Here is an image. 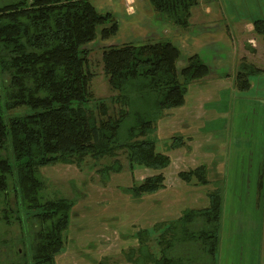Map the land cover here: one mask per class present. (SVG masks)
<instances>
[{
    "label": "trees",
    "instance_id": "trees-1",
    "mask_svg": "<svg viewBox=\"0 0 264 264\" xmlns=\"http://www.w3.org/2000/svg\"><path fill=\"white\" fill-rule=\"evenodd\" d=\"M148 1L155 19L180 29L191 26L192 8L199 2ZM120 23L116 12L100 11L93 0L0 4V234L7 236L0 264H56L66 243L73 203L45 195L41 168L47 165L112 157L121 170L123 150L132 169L157 170L133 184L137 196L165 186L164 169L172 159L157 150V121L185 104L190 85L208 76L210 67L198 53L179 67L182 49L171 37L111 44L102 55L104 73L116 91L111 110L110 102L96 100L91 89L86 45L115 36ZM254 28L264 38V19H256ZM258 69L243 58L237 87L249 88L250 75ZM24 107L23 113H9ZM182 143L184 138L174 135L170 148ZM261 171L264 181V166ZM208 174L206 164L179 171L183 180L196 177L199 184L210 181ZM208 198L206 206L186 208L177 219L135 232L138 244L130 248L129 259L135 264H217L224 196L215 188ZM153 235L157 248L149 244Z\"/></svg>",
    "mask_w": 264,
    "mask_h": 264
},
{
    "label": "rangeland",
    "instance_id": "rangeland-1",
    "mask_svg": "<svg viewBox=\"0 0 264 264\" xmlns=\"http://www.w3.org/2000/svg\"><path fill=\"white\" fill-rule=\"evenodd\" d=\"M7 1L11 0H0V4ZM135 1L93 0L100 11L116 10L120 13V21L123 22L122 30L116 37H111L107 40L98 37L86 45L90 50L89 69L93 72L91 89L96 100L105 99L110 102L111 110L116 108V104H112L110 101L111 96L116 91L111 87L108 77L104 73L103 50L111 44L138 43L158 38L169 31V28L162 27L165 30L161 28V24L168 21L162 18L155 19L153 17V19L151 12H149L150 7L148 5L145 6V4L143 6L140 3L136 4ZM246 1L242 0L239 5L231 6L236 10V12L234 10V14H251L253 17H262L256 11L257 7L248 5ZM197 29L201 28L197 27ZM206 39L209 40L210 38ZM176 41L180 44L179 39H176ZM187 46L188 44H185V47ZM178 65L182 67L184 60H181ZM203 79L198 80L199 85L203 84V82H200ZM250 79L252 82L250 89H238V93L233 95L230 105L231 109L225 118L227 124L224 118L220 116L212 122L214 125L212 128L213 133L219 136V139H221L220 136L224 137L228 134V139L230 140L232 135L231 128H234L239 123L245 125L248 122L247 118H253L258 128L261 127V119L253 115L250 110L241 109V106L236 101L239 100L249 104L250 107H259L257 96L264 85L260 83L256 74L250 75ZM193 87L192 84L190 91ZM203 102L204 99L201 98L199 104L193 106V109H187L185 113L190 114L191 111L193 113L200 111L203 107ZM224 104L225 101L218 102L216 105L220 107ZM91 105L95 107V102H91ZM26 110L27 108L25 107L17 108L9 111V113H23ZM207 116H213V114H207ZM213 119L203 118L202 121L205 123ZM244 125H240L237 130L233 129V136H246L242 130ZM176 127L177 122L174 120L171 122L172 129L168 128L167 131H171ZM246 128L249 131V135L256 134V128L253 129L254 133L250 132L251 129L249 127ZM153 137L156 139L157 150L170 152L172 160L175 157L168 169L164 170L166 176L165 186L155 193L136 195L132 189L133 184L142 181L144 177L153 174L157 170L144 165H137L132 169L127 153L123 150H120L118 154V160L122 164L121 170H118L119 163L115 161V158L104 157L95 159L91 156H87L81 162H57L41 168V175L46 180L45 195L48 197H66L73 203L71 211L72 224L68 231L66 243L62 251L56 256V264H135L129 259L127 254H129L128 252L132 246L138 244V237L134 233L139 229L149 228L156 222L167 220L164 218L169 216L176 217L179 213L182 214L186 208L204 206L205 203H209L206 190L220 189L225 202V198H228L226 188L230 187L231 184H240L239 192L244 189L242 173L241 181L237 180V175L234 174V178L232 177L233 179L230 182L224 165L218 167L212 165V170H217L219 173L215 174L213 171L210 174L209 172L207 177L210 181L206 184H199L196 177L190 182L183 180L179 176L178 170L191 169L193 165H196V161L192 158L193 156L188 155V150L184 148L179 149L178 153L173 151L170 148L172 139L167 138L166 133L162 134L156 131ZM227 152L228 148L226 154ZM184 154L188 159L184 157ZM208 156L210 155L206 154L207 158H209ZM228 166L230 165L228 164ZM223 170L224 172H222ZM9 193L8 198H12V202H14L13 194ZM230 199L233 201L238 200L235 196H231ZM260 200L262 206L261 210H256L257 213L252 214L251 211L249 213L234 212L233 207L230 208V213L233 218H240V223H244V226L247 225L252 230L251 232L254 236L250 238V241L254 242L251 245L255 251L253 256L259 260L258 264H264V196L262 197L261 195ZM225 211L226 207H224L222 217L221 239L224 237ZM32 228H34L33 221L28 224L29 238L33 234ZM5 234H0V257L5 256L7 253V246L2 243L7 237ZM235 240L232 239L230 242L232 243ZM149 244L155 248L158 247L155 235L149 239ZM3 250H5L4 253H2ZM223 256L226 257L223 254V259ZM217 261V264H222L220 263L221 260L219 261V254Z\"/></svg>",
    "mask_w": 264,
    "mask_h": 264
},
{
    "label": "crops",
    "instance_id": "crops-1",
    "mask_svg": "<svg viewBox=\"0 0 264 264\" xmlns=\"http://www.w3.org/2000/svg\"><path fill=\"white\" fill-rule=\"evenodd\" d=\"M241 1L199 0L198 4L192 8L191 26L189 28L180 29L169 22L163 23L161 28H169V31L162 34L161 37L154 38L171 37L175 42H177L176 39H179L180 44L179 42L177 43L183 53V57L179 62L184 60L185 65L188 56L198 53L210 67L209 75L203 81H200L203 82L202 85H199L198 81H194L192 83L194 87L191 91L192 84L190 85L185 104L167 110L159 118L156 131L162 134L166 133L167 138L172 139L174 135H180L184 138L182 145L171 149L177 153L181 148L187 149L188 155H192V158L196 161V165H193L192 168L200 164H206L210 174L213 171L217 174L219 172L212 170V165L217 167L224 165L230 182L234 178V174L237 175V180L241 181L242 173L244 179V189L240 190V192V184L235 185L229 182L231 186L226 188L228 198L225 196V202H223V213L224 207H226L223 227L224 237L220 241L221 245L218 252L219 261L221 260L220 263L222 264H258L259 260L253 256L255 251L251 247L254 244L253 241H250V238L254 236L252 235V230L247 225L244 226V223H240V218H233L230 208L233 207L234 212L249 213L251 211L252 214L257 213L256 210H261L262 206L260 197L261 195L262 197L264 196V181L261 171L264 166V87L257 96L258 108L250 107L249 104L236 100L241 109L250 110L253 115L261 119V127L258 128L253 118H247L248 122L245 125L239 123L234 128H231L232 135L230 140L228 139V134L224 137L220 136L221 139H219V136L214 134L212 129L214 127L212 122L218 116L223 117L224 121H226L225 118L231 109V99L240 89L236 85V71L243 58L259 68L251 75L256 74L260 83L264 85V38L254 28L256 19H264V0L246 1L248 5L256 6V11L262 17H253L251 14H234L236 10L231 6L239 5ZM135 3H140L142 6L143 4L145 6L148 5L150 7L149 12H151L152 18L154 17L155 12L148 0H139V2L136 0ZM114 12L119 17L120 13L116 10ZM120 22V30L116 35H119L123 27V22ZM161 22L163 21L161 20ZM197 27L201 29H197ZM116 35L113 37H116ZM206 38H210V41ZM185 44H188V46L185 47ZM251 86L252 82L249 88L241 90H248ZM201 98L204 99V102L200 111L196 113L191 111L190 114L185 113L187 109H193V106L199 104ZM223 101H225V104L217 107L216 104ZM209 103L210 105L208 106ZM207 114H213V116H207ZM203 118L214 119L203 123ZM174 120L177 122V127L167 131L168 128H171V122ZM240 125H244L242 130L246 136H233V129L237 130ZM246 127L251 129L250 132H253V129L256 128V134L249 135ZM256 137L258 138L257 140ZM227 148L228 152L226 154ZM206 154L210 155L208 156L209 158L206 157ZM169 155L171 156V154ZM184 157L188 159L185 154ZM183 162L185 161L183 160ZM168 167L165 169H168ZM178 171H181V169ZM206 191L208 196L209 191ZM231 196L237 197L238 200H231ZM207 204L205 203L204 206ZM180 215L179 213L176 217L169 216L164 219H167L165 221L174 220ZM232 239L236 240L231 243ZM223 254L226 255V257L223 256L224 259L222 258Z\"/></svg>",
    "mask_w": 264,
    "mask_h": 264
}]
</instances>
